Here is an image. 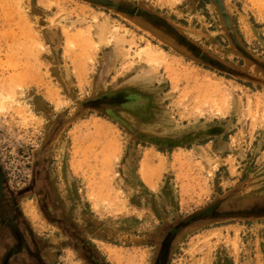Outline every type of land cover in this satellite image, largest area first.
Here are the masks:
<instances>
[{"label":"rangeland","instance_id":"rangeland-1","mask_svg":"<svg viewBox=\"0 0 264 264\" xmlns=\"http://www.w3.org/2000/svg\"><path fill=\"white\" fill-rule=\"evenodd\" d=\"M114 1L0 0V167L48 264H264V0Z\"/></svg>","mask_w":264,"mask_h":264},{"label":"flooded vegetation","instance_id":"flooded-vegetation-1","mask_svg":"<svg viewBox=\"0 0 264 264\" xmlns=\"http://www.w3.org/2000/svg\"><path fill=\"white\" fill-rule=\"evenodd\" d=\"M17 199L0 167V264H48L53 248L33 233ZM52 223L65 228L62 218H53Z\"/></svg>","mask_w":264,"mask_h":264},{"label":"water","instance_id":"water-1","mask_svg":"<svg viewBox=\"0 0 264 264\" xmlns=\"http://www.w3.org/2000/svg\"><path fill=\"white\" fill-rule=\"evenodd\" d=\"M86 1L92 2L94 4H99V5L105 6V7L110 8V9H115V10H119L118 6L123 5L120 2L114 1V0H86ZM213 2L216 3V5L220 9L221 13H223L224 12V10H222L223 9V1L222 0H213ZM123 6H125V8H132L128 5H123ZM122 11H125V10H122ZM228 27H229V29H231L230 25H228Z\"/></svg>","mask_w":264,"mask_h":264},{"label":"bare ground","instance_id":"bare-ground-1","mask_svg":"<svg viewBox=\"0 0 264 264\" xmlns=\"http://www.w3.org/2000/svg\"><path fill=\"white\" fill-rule=\"evenodd\" d=\"M107 30V28L106 27H104V26H101V28H100V31L101 32H104V31H106ZM90 37V36H89ZM108 42V41H107ZM147 51V50H146ZM149 51V50H148ZM150 53H148L147 52V57L149 58V59H155V57H156V55H154V53H151V51H149ZM158 56H160V55H158ZM160 58V57H159ZM8 98H10V97H6V100L8 99ZM5 99V98H4ZM2 109H4V107L2 106V105H0V110H2Z\"/></svg>","mask_w":264,"mask_h":264}]
</instances>
